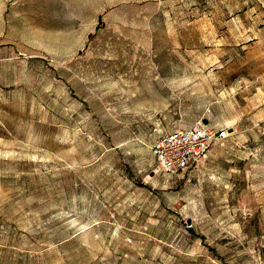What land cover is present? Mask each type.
Listing matches in <instances>:
<instances>
[{"label":"rangeland","instance_id":"rangeland-1","mask_svg":"<svg viewBox=\"0 0 264 264\" xmlns=\"http://www.w3.org/2000/svg\"><path fill=\"white\" fill-rule=\"evenodd\" d=\"M225 128L193 170L150 147ZM264 247V0H0V264H250Z\"/></svg>","mask_w":264,"mask_h":264},{"label":"built area","instance_id":"built-area-1","mask_svg":"<svg viewBox=\"0 0 264 264\" xmlns=\"http://www.w3.org/2000/svg\"><path fill=\"white\" fill-rule=\"evenodd\" d=\"M227 137L225 128L215 129L200 121L189 127L161 132L150 151L157 170L174 177L195 169L207 157L211 147ZM250 264H264V247L254 251Z\"/></svg>","mask_w":264,"mask_h":264}]
</instances>
